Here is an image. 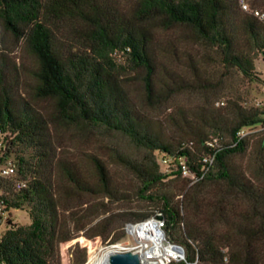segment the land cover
Wrapping results in <instances>:
<instances>
[{
	"label": "trees",
	"instance_id": "trees-1",
	"mask_svg": "<svg viewBox=\"0 0 264 264\" xmlns=\"http://www.w3.org/2000/svg\"><path fill=\"white\" fill-rule=\"evenodd\" d=\"M248 3L264 11V0ZM174 28L183 30L184 43L213 53L207 58L221 78L240 74L249 83L259 81L254 59L264 54V24L242 13L236 0H133L129 8L119 0H0V164L11 157L8 162L15 166L13 176L0 178V204L2 214L25 209L30 220L24 226L8 222L0 232V264H59L52 169L70 194L111 203L129 198L96 157L88 159L85 172L66 161L54 162L51 128L82 138L119 134L143 150L135 158L115 151L113 163L135 177L136 195L154 209L120 213L122 230L111 244L125 236L126 223L160 214L166 237L185 253V261L170 264H222V247L228 250V264H264L251 250L254 244L264 249V105L243 107L240 100L228 99L214 107L221 95L211 94L190 110L176 107L164 121L147 114L183 93L221 87L190 55L184 76L162 63L155 34ZM17 50L31 60L30 66ZM188 73L191 78L185 77ZM134 82L139 84L136 99ZM45 103L47 115L38 106ZM165 126L177 135H167ZM254 127L263 134L253 153L255 173L249 175L235 169L231 158L249 145L237 133ZM206 156L214 160L204 172ZM161 160L168 165L164 172ZM182 166L196 177L205 175L176 203L155 187L164 180L187 185ZM201 184L223 186L206 227L190 213L197 208ZM240 198L247 204L241 213L230 201ZM96 231L73 264H84L102 249L103 231Z\"/></svg>",
	"mask_w": 264,
	"mask_h": 264
},
{
	"label": "rangeland",
	"instance_id": "rangeland-1",
	"mask_svg": "<svg viewBox=\"0 0 264 264\" xmlns=\"http://www.w3.org/2000/svg\"><path fill=\"white\" fill-rule=\"evenodd\" d=\"M124 4L125 8H129L133 0H119ZM263 10V9H260ZM183 30L174 28L169 31H158L155 34L154 48L163 54L161 57L162 63L176 73L182 74L185 69V61L187 55H190L203 68H206L208 78L212 77L214 81H221V87L213 90L207 88L206 91L183 93L175 97L165 106L159 109L148 111L152 118L159 121H164L167 116L174 113L176 107H183L190 110L199 105L204 96L211 94H220L221 98L214 101L213 106H224L226 100H240L243 107L251 105L254 102H263L264 100V54L256 53L254 59V71L259 81L249 83L240 74H232L231 76L221 78L219 72H215L216 68L207 56L213 55L211 51L205 50L201 46L184 43L182 40ZM17 57L23 60L27 65H31V60L27 58L23 51L17 50ZM183 75V74H182ZM184 76V75H183ZM185 77H190L186 74ZM134 91L133 98L139 97V84L134 82L131 86ZM245 105V106H244ZM40 111L47 115L49 113V104H39ZM166 127L167 135H177V132L172 127ZM263 134V129L259 127L247 129L245 137L248 138L249 145L244 154L235 155L231 158V163L235 169L245 171L249 175H254L256 164L254 162L253 153L257 148V141ZM51 135L54 142V162L58 160L66 161L79 167L82 171H86L89 167L88 159L90 157L98 158L108 169L111 181L120 190L125 191L129 198L125 202H108L106 199L94 197L88 194H70L66 192L67 183L59 176L56 169L51 171V184L57 198V222H56V237L58 244L56 246L55 259L59 264H73L79 261L82 257L83 250L87 251L91 242L95 240L92 236L96 230L102 232V251L97 258V263L101 264L103 255L107 252L110 245H120L119 250L123 248V244L129 237L121 238L119 241L111 244L109 240L113 235L121 232L119 223V214L127 211L146 212L154 209L149 202L141 200L136 195L137 180L127 170L113 163V153H123L129 157H142L143 150L135 147L126 138L119 134L106 136L105 134L87 136L82 138L73 131H58L51 128ZM11 161V157L7 158L3 165ZM167 167L160 164V170L166 171ZM192 185H181L179 181L164 180L155 187L156 193H166L172 196L173 202H178L182 199L181 194L185 193ZM223 190L222 184H201L196 188V206L190 213H195L202 227L208 224V216L217 204ZM235 205V209L241 213L246 208V203L243 199H230ZM104 205V207H101ZM8 214V216H7ZM7 214L0 215V232H2L9 222L16 225H28L29 217L25 209L9 210ZM211 221V220H210ZM212 224V223H211ZM112 230L109 234L107 231ZM224 228L216 226V230L220 231ZM227 249V248H226ZM256 257L264 263V249L254 244L251 249ZM97 255L93 256L86 264L95 262ZM84 263V264H85Z\"/></svg>",
	"mask_w": 264,
	"mask_h": 264
},
{
	"label": "built area",
	"instance_id": "built-area-1",
	"mask_svg": "<svg viewBox=\"0 0 264 264\" xmlns=\"http://www.w3.org/2000/svg\"><path fill=\"white\" fill-rule=\"evenodd\" d=\"M236 4L239 10L258 22L264 24V11L256 8H252L248 0H236ZM256 103L263 102L257 101ZM247 129L241 130L237 133L239 139L245 137ZM213 156H206L202 159V162L206 165L204 172L213 163ZM161 164L168 167L165 160L160 161ZM202 173L199 177L194 176L189 170L182 166L180 176L183 179H187L189 185H193L200 181L205 173ZM15 174V166L10 162L0 165V178L11 177ZM18 187V184H16ZM2 205L0 204V215L2 214ZM155 216H161L156 214ZM152 216L146 220L140 222L126 223L123 227L125 238L128 240L123 244L121 251H131L137 253L140 257L141 264H170L171 262L185 261V253L181 246L171 242L165 235L163 218L156 219ZM162 217V216H161ZM222 256V264H228V250L225 247L219 250Z\"/></svg>",
	"mask_w": 264,
	"mask_h": 264
},
{
	"label": "water",
	"instance_id": "water-1",
	"mask_svg": "<svg viewBox=\"0 0 264 264\" xmlns=\"http://www.w3.org/2000/svg\"><path fill=\"white\" fill-rule=\"evenodd\" d=\"M161 219V216H155ZM114 245H110L113 247ZM107 264H141L140 257L137 253L131 251L111 250L107 255Z\"/></svg>",
	"mask_w": 264,
	"mask_h": 264
},
{
	"label": "bare ground",
	"instance_id": "bare-ground-1",
	"mask_svg": "<svg viewBox=\"0 0 264 264\" xmlns=\"http://www.w3.org/2000/svg\"><path fill=\"white\" fill-rule=\"evenodd\" d=\"M119 247H120V245H114L113 247H110V246H108V247H106L108 250H107V252L103 255V261H102V263L101 264H107V255H108V253H109V251H111V250H119ZM103 249H105V248H102V249H100L97 253H96V255H97V257H96V260H95V262H91L90 264H98L97 263V258L99 257V255H100V251H102ZM95 256V255H94ZM92 258V257H91ZM90 258V259H91ZM89 259V260H90ZM88 260V261H89ZM87 261V262H88ZM86 262V263H87ZM85 263V264H86Z\"/></svg>",
	"mask_w": 264,
	"mask_h": 264
}]
</instances>
